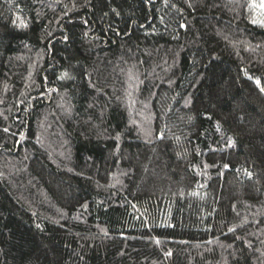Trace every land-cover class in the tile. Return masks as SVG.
<instances>
[{"label":"trees","instance_id":"1","mask_svg":"<svg viewBox=\"0 0 264 264\" xmlns=\"http://www.w3.org/2000/svg\"><path fill=\"white\" fill-rule=\"evenodd\" d=\"M264 0H0V264H264Z\"/></svg>","mask_w":264,"mask_h":264},{"label":"snow or ice","instance_id":"2","mask_svg":"<svg viewBox=\"0 0 264 264\" xmlns=\"http://www.w3.org/2000/svg\"><path fill=\"white\" fill-rule=\"evenodd\" d=\"M262 91H264V89H262Z\"/></svg>","mask_w":264,"mask_h":264}]
</instances>
